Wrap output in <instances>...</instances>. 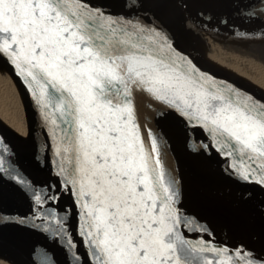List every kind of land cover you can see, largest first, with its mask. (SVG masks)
<instances>
[{
    "label": "snow or ice",
    "instance_id": "1",
    "mask_svg": "<svg viewBox=\"0 0 264 264\" xmlns=\"http://www.w3.org/2000/svg\"><path fill=\"white\" fill-rule=\"evenodd\" d=\"M145 32L82 0H0V56L62 122V152L72 166L66 183L83 210L91 264H233V256L264 264V258L182 238L174 181L167 178L155 135L149 131L146 144L141 134L134 93L222 137V147L231 149L225 154L237 157L232 167L261 185L264 104L221 91L182 63L161 33L155 32L157 41ZM203 252L215 253L216 261L201 258Z\"/></svg>",
    "mask_w": 264,
    "mask_h": 264
},
{
    "label": "water",
    "instance_id": "2",
    "mask_svg": "<svg viewBox=\"0 0 264 264\" xmlns=\"http://www.w3.org/2000/svg\"><path fill=\"white\" fill-rule=\"evenodd\" d=\"M206 1L225 18H217L197 0H82L89 9L105 17L130 21L145 29L146 38L159 41L161 37L155 36V32L161 33L175 50V56L210 84L248 103L264 104V92L218 66L166 24L170 17L168 9L178 8L227 34L264 39V0ZM256 7H261L257 23L237 24L226 18L248 14ZM0 62L21 96L26 127V134L22 135L0 117V157L4 159L0 169V252L17 264H91L94 258L84 234L83 210L75 189L66 183L71 179L72 166L62 152V122L38 102L33 89L7 57L0 56ZM134 99L141 134L146 144L151 139L149 131L155 135L167 178L174 181V207L180 220L177 229L182 238L197 247L264 258V185L241 178L232 167L237 157L225 154L231 149L222 147V137H214L178 110L143 93L135 92ZM52 119H57L56 125ZM168 146L175 147L183 159L219 172L224 182L235 188L233 210H221L186 188L181 174L172 166ZM198 255L214 262L217 259L213 252ZM220 258H224L222 251ZM232 260L233 264H243L235 256Z\"/></svg>",
    "mask_w": 264,
    "mask_h": 264
},
{
    "label": "bare ground",
    "instance_id": "3",
    "mask_svg": "<svg viewBox=\"0 0 264 264\" xmlns=\"http://www.w3.org/2000/svg\"><path fill=\"white\" fill-rule=\"evenodd\" d=\"M197 1L217 15V18H225L223 14L213 10L210 2ZM260 8L251 9L248 14L230 15L226 18L237 24L245 21L249 25L257 23L261 19L258 13ZM167 13L170 17L168 16L166 24L171 30L218 66L264 92V39L227 34L178 8L168 9ZM10 77L0 62V117L20 134L25 135V111L21 96ZM168 148L171 151L172 166L181 174L186 188L209 200L221 210H233L231 203L236 197L235 188L226 184L219 172L200 162L183 159L175 147ZM0 264L17 262L0 252Z\"/></svg>",
    "mask_w": 264,
    "mask_h": 264
}]
</instances>
